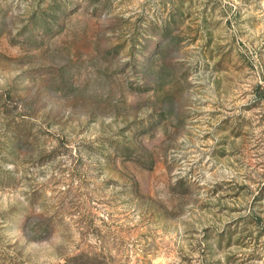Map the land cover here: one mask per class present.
<instances>
[{"label": "rangeland", "instance_id": "374dc122", "mask_svg": "<svg viewBox=\"0 0 264 264\" xmlns=\"http://www.w3.org/2000/svg\"><path fill=\"white\" fill-rule=\"evenodd\" d=\"M0 264H264V0H0Z\"/></svg>", "mask_w": 264, "mask_h": 264}]
</instances>
